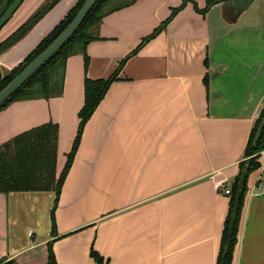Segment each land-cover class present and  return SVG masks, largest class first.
Instances as JSON below:
<instances>
[{"label": "crops", "instance_id": "crops-1", "mask_svg": "<svg viewBox=\"0 0 264 264\" xmlns=\"http://www.w3.org/2000/svg\"><path fill=\"white\" fill-rule=\"evenodd\" d=\"M47 0H23L0 41ZM135 0L110 11L98 38L66 60L61 94L15 99L0 109V144L38 125H57L55 174L66 159L83 103V80L123 63L86 121L54 208L53 189L0 192V257L44 264H216L230 194L209 178L235 179L264 105V0ZM77 0H57L0 52L16 66ZM206 79V80H205ZM247 175L231 264H264V149ZM260 185L261 190L254 187ZM231 187V186H230ZM254 190V191H253Z\"/></svg>", "mask_w": 264, "mask_h": 264}, {"label": "trees", "instance_id": "trees-1", "mask_svg": "<svg viewBox=\"0 0 264 264\" xmlns=\"http://www.w3.org/2000/svg\"><path fill=\"white\" fill-rule=\"evenodd\" d=\"M83 1L84 0H77V2L66 12L63 18L40 39L36 46L16 66L7 73L3 75L0 74V88L18 73L66 26ZM134 1L135 0H96L70 38L0 105V109L15 99L37 97L48 98L50 96L61 94L67 58L76 52H82L84 68H86L89 59L86 52V46L89 41L98 38L97 28L103 16L110 11L126 6ZM219 1L223 0H205V6L199 9L200 12H206L211 5ZM251 1L252 0H243V6H241V8L247 6ZM11 2L12 0H0V15ZM56 2L57 0H47L27 20L1 40L0 52L13 45L24 36L34 23ZM182 6L183 3L178 7L171 9L170 15L163 21V23L158 25L150 34L146 35L128 55L120 60L114 70L107 77H84L83 103L78 110L79 120L77 131L71 148L66 154L63 167L57 175L55 174L57 148V125L55 123L47 122L38 125L27 131L14 135L0 144V192L53 189L55 191V199L53 208L51 209V224L52 229H55L54 208L57 204L63 180L71 166L86 121L105 95L110 83L117 77L126 58L159 31ZM263 113L264 105L250 131L244 149L245 158L239 163L240 170L231 183L229 209L221 233L216 264H231L233 258V250L237 242L241 209L248 189L246 183L247 176L242 186L238 185V179L241 170L244 167L246 168L248 175L251 171L260 166L259 151L264 149V127L255 144H252V139L256 126ZM238 190H240L241 196L237 210V217L234 222L233 231L229 232L230 214L234 206V197ZM226 243H229V248L227 252L224 253V246ZM47 250V261L44 264H56L50 241L47 243ZM90 255L95 264H107L108 260L93 247L90 248ZM2 260L3 258L0 257V263ZM4 264L18 263L14 260L7 259Z\"/></svg>", "mask_w": 264, "mask_h": 264}, {"label": "water", "instance_id": "water-1", "mask_svg": "<svg viewBox=\"0 0 264 264\" xmlns=\"http://www.w3.org/2000/svg\"><path fill=\"white\" fill-rule=\"evenodd\" d=\"M23 0H12L6 9L0 15V29L9 20L12 14ZM96 0H84L78 8L71 20L66 26L39 52L37 53L18 73H16L2 88H0V105L9 98L39 67H41L54 53L61 47L75 32L82 20L92 7ZM264 127V113L256 126V130L252 139V144H255L261 135ZM247 176V170L244 167L241 170L238 179V185L242 186ZM241 192L238 190L234 197V206L232 208L229 220V232L233 231L234 222L237 217ZM229 243L224 246V253L227 252Z\"/></svg>", "mask_w": 264, "mask_h": 264}, {"label": "built area", "instance_id": "built-area-1", "mask_svg": "<svg viewBox=\"0 0 264 264\" xmlns=\"http://www.w3.org/2000/svg\"><path fill=\"white\" fill-rule=\"evenodd\" d=\"M260 151H259V153H260ZM209 178H210V180L212 182L213 187L216 190L220 189L226 194L230 193V186H231L230 178L225 173V171L223 169H214V170H212L209 173ZM254 188L257 189V190H261L262 187L260 185H256Z\"/></svg>", "mask_w": 264, "mask_h": 264}, {"label": "rangeland", "instance_id": "rangeland-1", "mask_svg": "<svg viewBox=\"0 0 264 264\" xmlns=\"http://www.w3.org/2000/svg\"><path fill=\"white\" fill-rule=\"evenodd\" d=\"M7 259L3 258L2 262L0 264H4V262L6 261Z\"/></svg>", "mask_w": 264, "mask_h": 264}]
</instances>
